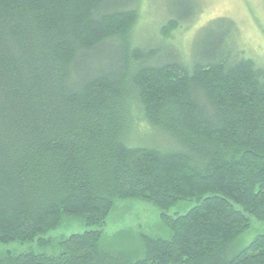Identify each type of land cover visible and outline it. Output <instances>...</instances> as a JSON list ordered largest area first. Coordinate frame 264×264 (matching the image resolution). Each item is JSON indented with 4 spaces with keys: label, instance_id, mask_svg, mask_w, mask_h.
Wrapping results in <instances>:
<instances>
[{
    "label": "trees",
    "instance_id": "16d2710c",
    "mask_svg": "<svg viewBox=\"0 0 264 264\" xmlns=\"http://www.w3.org/2000/svg\"><path fill=\"white\" fill-rule=\"evenodd\" d=\"M110 1L0 0V264H264V57L227 37L155 62ZM141 124L167 147L132 145ZM132 200L171 232L136 258L102 247Z\"/></svg>",
    "mask_w": 264,
    "mask_h": 264
},
{
    "label": "rangeland",
    "instance_id": "374dc122",
    "mask_svg": "<svg viewBox=\"0 0 264 264\" xmlns=\"http://www.w3.org/2000/svg\"><path fill=\"white\" fill-rule=\"evenodd\" d=\"M113 2L138 8L139 21L134 41L142 48L158 49L159 60L155 62L177 58L180 53L191 61L207 60V52L227 37L250 57L257 60L264 57V0H111L109 4ZM109 4L107 8H110ZM170 20H177L180 24L171 31L169 39H164L161 29ZM228 31L232 32V36ZM140 127L139 131L129 136L132 145L167 147L166 137L144 134V125ZM192 205L183 202L172 208L169 214L184 212ZM158 214L157 209L146 202L132 200L118 203L107 222L103 249L134 258L142 256L144 244L141 236H171L168 226ZM73 229L80 230L77 224ZM260 233H264V224L254 223L244 244ZM36 248L49 254H57L61 249L56 239L47 248L42 245Z\"/></svg>",
    "mask_w": 264,
    "mask_h": 264
}]
</instances>
